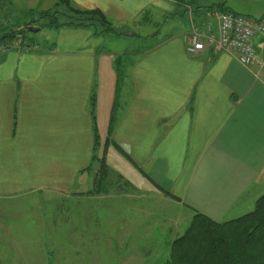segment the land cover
I'll use <instances>...</instances> for the list:
<instances>
[{
    "label": "crops",
    "instance_id": "crops-1",
    "mask_svg": "<svg viewBox=\"0 0 264 264\" xmlns=\"http://www.w3.org/2000/svg\"><path fill=\"white\" fill-rule=\"evenodd\" d=\"M72 1L112 21L158 30L129 40L138 50L128 59L130 72L116 60L121 53L104 48L115 39L89 29L52 30L56 36L36 42L38 49L0 52V206L26 195L57 194L68 197L59 201L62 216L68 195L110 193L87 194L98 171L94 95L101 140L114 117L111 138L130 158L108 148L107 163L120 185L111 189L149 188L181 210L219 222L253 210L264 194V67H244L227 52L191 55L185 41L191 26L175 0ZM244 3L246 11L229 7L264 15V0ZM45 5L0 0V25L30 18ZM165 28L167 35L158 38ZM255 44L264 51V36Z\"/></svg>",
    "mask_w": 264,
    "mask_h": 264
},
{
    "label": "rangeland",
    "instance_id": "rangeland-1",
    "mask_svg": "<svg viewBox=\"0 0 264 264\" xmlns=\"http://www.w3.org/2000/svg\"><path fill=\"white\" fill-rule=\"evenodd\" d=\"M45 1V6L38 7L53 8L57 0ZM220 2L237 11L250 8L245 0H197V5L204 9L192 6L184 16L190 26L215 24L217 16L206 7ZM256 13L250 14L257 16ZM27 16L0 25V33L29 20ZM154 20L160 23L161 14L158 13ZM112 24L121 33L134 32L143 36L158 30L155 26L136 28L125 21H112ZM167 30L165 28L157 37L167 35ZM191 31L192 27L187 34ZM56 34V31L45 29L31 32L29 36L34 37L35 43L44 44L47 43L44 38L51 40ZM108 35L115 41L104 48L111 54L121 53L116 60L123 63L122 67L126 64L130 72L128 59L138 51L134 49L136 41ZM106 38L108 40V36ZM133 190L132 186L125 191L113 188L106 196L89 198L68 195L69 209L60 213L62 216H57V208L68 198L66 196L60 197L61 201L57 194L38 193L4 202L0 206V264H165L170 258L172 242L185 232L193 214L187 208L181 210L164 201L163 195L160 197L149 188ZM7 215L8 219L3 220Z\"/></svg>",
    "mask_w": 264,
    "mask_h": 264
},
{
    "label": "trees",
    "instance_id": "trees-1",
    "mask_svg": "<svg viewBox=\"0 0 264 264\" xmlns=\"http://www.w3.org/2000/svg\"><path fill=\"white\" fill-rule=\"evenodd\" d=\"M175 2L181 11L180 16H184L192 6L196 9L203 8L197 5V0H175ZM206 9L220 13H234L224 2L211 4ZM33 15L37 16L33 17ZM29 16V20L17 25L14 29L8 27V31L0 33V52L4 51L3 47L5 50L19 49L27 52L34 50V47L38 45L34 42V38L29 36L30 27L38 28L40 31L65 28L91 29L96 37L113 34L115 37L142 38L134 32L117 31L112 20L101 10L82 9L72 0H57L53 8L30 12ZM90 105L94 119L93 161L98 164V171L94 180L95 184L87 194L101 195L109 193L114 185L120 187L114 184L116 178L107 163L108 148L112 146L127 159L130 158L126 151L111 138L114 117H111L105 140H101L94 113L96 105L94 95ZM164 193L171 196L168 191ZM64 204L66 205L63 210H60L62 213L69 209V202ZM165 264H264V194L257 199L253 210L222 222L195 211L185 232L172 242L170 258Z\"/></svg>",
    "mask_w": 264,
    "mask_h": 264
},
{
    "label": "built area",
    "instance_id": "built-area-1",
    "mask_svg": "<svg viewBox=\"0 0 264 264\" xmlns=\"http://www.w3.org/2000/svg\"><path fill=\"white\" fill-rule=\"evenodd\" d=\"M216 27L212 23L193 25L192 31L185 36L187 51L191 55L212 50L233 54L244 67H264V51H259L255 39L264 36V15L252 17L234 13H220ZM190 14H192L190 12ZM5 50V48H2ZM37 49V46L34 47Z\"/></svg>",
    "mask_w": 264,
    "mask_h": 264
},
{
    "label": "water",
    "instance_id": "water-1",
    "mask_svg": "<svg viewBox=\"0 0 264 264\" xmlns=\"http://www.w3.org/2000/svg\"><path fill=\"white\" fill-rule=\"evenodd\" d=\"M30 31L33 33H37V32H39V29H34V28L30 27Z\"/></svg>",
    "mask_w": 264,
    "mask_h": 264
}]
</instances>
